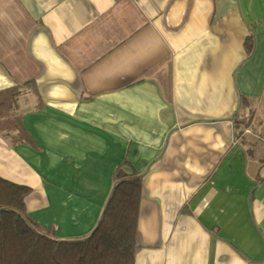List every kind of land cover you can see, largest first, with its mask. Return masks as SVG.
Segmentation results:
<instances>
[{"label": "crops", "instance_id": "0c3cea01", "mask_svg": "<svg viewBox=\"0 0 264 264\" xmlns=\"http://www.w3.org/2000/svg\"><path fill=\"white\" fill-rule=\"evenodd\" d=\"M15 86L0 176L43 232L91 234L126 162L134 264H264V0H0Z\"/></svg>", "mask_w": 264, "mask_h": 264}, {"label": "trees", "instance_id": "16d2710c", "mask_svg": "<svg viewBox=\"0 0 264 264\" xmlns=\"http://www.w3.org/2000/svg\"><path fill=\"white\" fill-rule=\"evenodd\" d=\"M18 90L0 91V131L13 133L16 143L34 144L23 117L13 113ZM126 166L114 170V188L96 228L79 239L43 232L27 215L31 187L0 176V264H134L143 186L141 176Z\"/></svg>", "mask_w": 264, "mask_h": 264}]
</instances>
